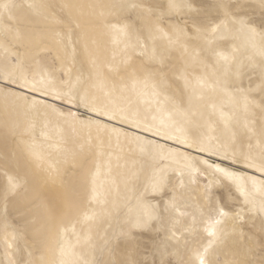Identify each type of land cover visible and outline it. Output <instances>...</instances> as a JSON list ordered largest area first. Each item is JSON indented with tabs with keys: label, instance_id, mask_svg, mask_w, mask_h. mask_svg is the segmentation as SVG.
I'll use <instances>...</instances> for the list:
<instances>
[{
	"label": "snow or ice",
	"instance_id": "6c2138e0",
	"mask_svg": "<svg viewBox=\"0 0 264 264\" xmlns=\"http://www.w3.org/2000/svg\"><path fill=\"white\" fill-rule=\"evenodd\" d=\"M25 7L32 16L51 18L59 26L56 43L66 54L70 49L73 61L83 54L92 68L104 56L95 36L96 28L102 26L112 46V61L118 54L123 57L119 64L108 63L109 73L120 77V90H127L129 83L133 91L140 84L150 85L158 103L163 96L172 105L168 120L161 119L158 126L149 124L131 108L97 106L88 89L56 88L53 72L43 67L39 53L33 52L43 37L22 30L18 13ZM85 7L100 11L84 13ZM0 48L4 52L0 57V96L6 107L11 98L29 111L40 106L51 109L73 130L77 123L90 130L94 127L97 157L105 155L104 134L109 136V146L112 135L117 140L131 137L142 142L141 152L154 162L138 200L140 211L122 220L117 216L113 223L107 196L96 186L99 164L92 173L87 198L81 199L76 191L81 177L71 168L54 167L30 187V173L21 174L15 152L12 159L0 154V248L4 257L0 264H148L137 258V231L157 234L151 254L159 256V261L154 258L151 264H264V0H116L101 5H21L0 0ZM109 85L116 91L114 80L103 72L95 73L93 88L107 89ZM21 90L51 96L200 153L221 156L233 165L254 170L259 177L135 136L100 119L83 120L78 112L60 109ZM203 109H207V122L211 125L212 118H217L233 139L237 133L249 141L256 138L258 156L251 151L229 155L222 145L213 144L214 137L197 134L200 124L194 117L203 118ZM173 115L182 120L173 119ZM5 130L6 136L19 137L28 154L39 159L34 151L35 122L21 129L18 122L9 127L6 121ZM25 135H33L31 144L23 139ZM88 143L93 146L91 136ZM166 160L179 167L171 168L163 163ZM76 162L75 153L64 157L66 165L75 167ZM149 195L153 199H148ZM257 220L259 237L251 230ZM18 221L24 222L23 227ZM245 223L250 224L247 232ZM229 224L230 229L226 228ZM101 227L103 235L97 241L94 232ZM29 228L33 245L51 250L55 238L59 261L43 256L39 261L14 258L21 242L28 248ZM84 249L91 259L84 258Z\"/></svg>",
	"mask_w": 264,
	"mask_h": 264
},
{
	"label": "rangeland",
	"instance_id": "374dc122",
	"mask_svg": "<svg viewBox=\"0 0 264 264\" xmlns=\"http://www.w3.org/2000/svg\"><path fill=\"white\" fill-rule=\"evenodd\" d=\"M65 3L70 4H78V5H101V4H108L112 2H116V0H64ZM33 3L34 0H19L18 4L26 5L27 3ZM84 13H88L91 11L99 12L100 9H89L85 7L82 9ZM19 16L21 18V27L22 30L31 32L35 36H42L43 41L39 44L38 47H33L34 53H39V60L43 67L47 68L49 71H52L54 76L56 77V84L58 87L68 88V83L72 82L73 79L69 74H67V69L65 66H59L58 59H57V51L55 50L54 43L56 42L55 32L48 31L50 30L47 26L41 23V20L37 16L30 15V11L25 7L22 8L19 12ZM56 29V27H55ZM59 30V29H56ZM95 36L98 40L99 47L102 52H104V56L101 58L98 66L94 68V72L89 74V77L86 78V89L89 90L91 95L95 97L97 100V92H110L114 100H116V104L123 105V107H132L133 111L139 112V118L142 121H147L148 123L159 125L161 119L168 120V113L172 111V105L166 103L164 101V97H159V103L157 102L156 98L152 95L151 86H145L140 84L136 87L135 91L132 90V86L129 83L128 89L125 91H121L119 88L120 77L116 76L115 73H109L108 71V63L112 62L114 64H119L122 60V56L119 54L117 55L116 61H112V46L108 41V38L103 35L102 26H99L95 30ZM122 47V46H121ZM3 51L0 48V51ZM4 55V52H0V57ZM123 66L121 65V69ZM96 72H103L107 76L110 77L111 80H114L117 84L116 91L111 90V85L107 89H99L93 88L92 85L95 82V73ZM256 95V94H254ZM257 99L259 96L257 95ZM21 102H16L11 98L6 102L4 98L0 96V154L7 155L10 159H12V153L15 152V159L19 162L21 174L24 172L30 173V184L31 187L32 183L42 181L48 172L52 171L54 166L57 168L64 169L67 168V165L64 163V157L67 154L63 152L58 153L55 148H51L49 144L43 141V137L45 134H49L51 131L56 130V126L51 122V120L44 119L42 117L32 118L26 116V112L20 106ZM99 104L102 106L107 105L102 101H99ZM205 116L202 118L201 116L197 115L194 117V120L200 124V128L195 130L197 134L203 133V135L207 138L210 137L209 134V127L211 126L207 122V109H203ZM20 115H17V113ZM80 116L84 114L79 112ZM156 117V120H153V117ZM4 117V119H3ZM173 119L175 120H182V117L173 115ZM213 123L221 125L222 123L215 117L212 118ZM7 121L9 127L13 123L18 122L20 124L21 129L26 127L29 123L35 122V130H34V140L35 146H37V151L39 153V159L31 156L26 151V147L24 144L19 143V137L13 138L10 135L6 136L5 132V122ZM223 125V124H222ZM127 126V125H126ZM191 127V125H188ZM224 126V125H223ZM43 133V134H42ZM228 134V135H227ZM226 136L227 138L223 140V142H228L224 148L230 149L229 155L233 152L236 153L237 156H240L241 153L247 154L251 151L253 156H258L260 152V147L257 145V139L253 138L251 141L247 138V136L240 135L237 133L235 139L232 138L231 133L227 130V133L221 132L219 135V139ZM108 138V137H107ZM23 139L29 143L33 142V135H25ZM109 140V139H108ZM126 143L122 139L117 140V138L110 139V148L115 149L116 151L120 152L125 150L127 152L126 155H129L131 152H135L136 155L141 154L140 150L134 149L133 143ZM109 143V142H108ZM249 143H251V149H249ZM132 146V147H130ZM130 149V150H129ZM225 160V159H224ZM164 164H168L164 161ZM147 173L142 177L139 178L138 175H133L134 179L132 182L128 183L125 186H120V194L124 195L123 202L121 204L119 212L114 216L113 223H115V217L119 216L122 220L128 215H135L140 208L138 207V200L141 197V194L144 192L145 185L147 183V178L151 173V168L147 166ZM171 168H174L171 166ZM234 170H239V172H244L247 175H250L247 171H245L243 165H239L236 169L235 166H232ZM15 170V169H13ZM71 174V173H69ZM170 175H173V172H169ZM257 176V175H256ZM118 193V191H117ZM116 193V194H117ZM148 199H153L151 195H149ZM159 199L158 197L156 198ZM194 211V209L189 210ZM24 222L18 221V225L23 227ZM39 227V225H36ZM259 227V220L256 221V227L252 228L251 230L256 233L257 237H259L258 232ZM226 228L230 229L231 225H226ZM250 224L245 223L243 225V230L245 232L249 231ZM163 235V234H161ZM27 239L29 241L28 248H25L23 242L19 245V252L15 256L16 259H20L22 261H27L32 258V256L40 257L39 253L42 247L39 244L33 245V234L31 228H29L27 232ZM158 239L157 234L153 231H137L136 232V243L139 246V255L137 256L140 260H147L148 264H151V261L155 258L159 261V256L153 257L151 254V249L153 246V241ZM55 238H53V243L51 246V250L53 254H57L59 252L58 247L54 242ZM31 252V255H29ZM37 254V255H36ZM259 252L257 251V258H259ZM170 259L175 260V257H169ZM215 258V257H213ZM219 259L223 261L225 256L223 252H221Z\"/></svg>",
	"mask_w": 264,
	"mask_h": 264
},
{
	"label": "bare ground",
	"instance_id": "6f19581e",
	"mask_svg": "<svg viewBox=\"0 0 264 264\" xmlns=\"http://www.w3.org/2000/svg\"><path fill=\"white\" fill-rule=\"evenodd\" d=\"M18 1L19 0H14V2L17 4ZM33 3L60 5V4H64L65 1L64 0H34ZM20 11L21 9L19 10V12ZM38 18L39 20H41V23L43 25L47 26L50 29L48 31L56 32L57 31L56 29H59V26L56 25L51 18L49 19H43L41 17ZM54 47H56L55 50L57 51V54L60 56V59H58L59 66L60 67L65 66L67 69L66 70L67 74L72 76L71 78L73 79V81L68 83L69 84L68 88L76 89L79 92H83L86 89L85 80L86 78L89 77V74L94 72V68H92L89 65L83 54L78 55L75 61H73L70 56V49H68V54H66L65 51L61 48V46L58 45L56 42L54 43ZM0 52L3 51L1 50ZM68 69H71L70 73L68 72ZM78 78H79V82H78ZM55 87L64 90L66 89V87L61 88L60 86L58 87L57 85H55ZM21 91H24L25 94L29 95L30 97L35 96L37 100L42 99L46 101V103L48 104H55L60 109L71 110L73 112H78V113L81 112L84 114L83 116H80V118L83 120H87L89 117H91L94 120L100 119L103 123L111 124L113 127L122 129L123 131L134 134L135 136H142L147 140H155L158 144L166 145V147L168 148L178 149L179 152H187L193 157H198L200 159H207L210 162L221 164L224 167L235 166L236 169L239 165H241V164L233 165L231 160H224L221 158V156H212L209 155L208 153H200L195 149H189L185 145L178 144L173 140H165L162 136H154L151 132H145L143 131V129L133 128L129 124H121L118 120L109 121L107 120L106 117L103 116L98 117L94 113L88 112L85 108L82 107L77 108L74 105H67L61 100H54L51 96L43 97L40 96L39 93H31L28 92L27 90H21ZM96 94L98 98L96 100L97 106H101V107L108 106L109 108H125V109L131 108V110H133V108L130 106L123 107V105L120 104L117 105L116 100H114V97L110 92L107 93L97 92ZM1 98H3V96H1ZM99 101H102L107 105L102 106L101 104H99ZM23 109L26 112V116L29 115V117L32 118H37V117H42L44 119L49 118L51 122L56 126L55 131H51L49 134L44 135L43 141H45V143L49 144L51 148L54 147L58 153L63 152L64 154L67 155H70L72 153L76 154L77 162L75 167H73L71 164H68L67 168H71L72 171L76 172L77 175L81 177V182H79L76 186V191L81 199L87 198V194L90 191V187H91L92 173H95L97 171V164H99L100 170H99V175L96 176V186L98 191L101 192L102 195L107 196V200H108L107 208L109 211H111L112 217L114 218V216L119 212L121 204L124 199V195L119 193L120 186L123 187L128 183L132 182L134 179L133 175H138L139 178H142L147 173V168H148L147 166L152 168L154 162L152 161L151 157L148 156L147 154L142 153L141 151H140L141 154L138 155H136L135 152H131L129 155H126L127 152L125 150L118 152L115 149L110 148L108 143L109 142L108 134L103 135V139L105 142V155L101 157H97L94 147L96 143L97 132L94 127L90 130L89 128L85 126H81L79 123H77L75 125V130H73L72 126L66 123L59 116L53 114L51 112V109H45L43 106H40L37 109L31 111H29L26 107H23ZM221 132L227 133V129H225V127L222 124L218 125L216 123H212L211 126L209 127L210 137L215 138L213 139V144L219 143L220 145L225 147L228 142H223V140L226 139L227 137L224 136L219 139V135ZM89 136H91L92 138L93 146L91 147L88 143ZM115 137H116L115 135H112L110 139ZM119 139H122L126 143H129V141H131L130 143H133V147L135 150L136 149L140 150L141 147H143L142 142H138L132 139L131 137L125 138L121 136ZM224 149H226L228 153L230 152V149L227 148ZM37 150H38L37 146H35L34 151L39 155ZM109 152L112 153L111 158H109L108 156ZM180 160H182V158H180ZM109 161H110V170H109ZM165 162L169 163L170 166L174 168L179 167V164L176 163L175 161L166 160ZM155 163L159 164L160 162L156 161ZM54 167L57 168V166ZM244 170L247 171L250 175H257L259 177V174L255 173L254 170L252 169H244ZM236 171L239 170L236 169ZM172 176L175 178L174 173ZM199 179L204 183L207 182L206 178L203 176H201ZM189 219L191 218L189 217ZM106 226L107 225H104L103 227ZM103 227H101L98 232H94V236L97 241H99L100 236L103 235ZM83 251H84V258L91 259V256L88 254L87 249H84ZM37 254H39L40 257L32 256L31 260L39 261L41 256H43L46 260L59 261V259L61 258L59 252L57 254H53L52 250H47L43 247L41 251ZM65 258L76 259V257H65ZM0 259H4L2 248H0Z\"/></svg>",
	"mask_w": 264,
	"mask_h": 264
}]
</instances>
